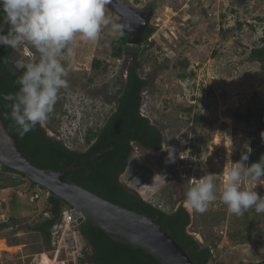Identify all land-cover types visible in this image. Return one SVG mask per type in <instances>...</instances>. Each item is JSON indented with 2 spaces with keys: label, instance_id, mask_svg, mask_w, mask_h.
Masks as SVG:
<instances>
[{
  "label": "rangeland",
  "instance_id": "1",
  "mask_svg": "<svg viewBox=\"0 0 264 264\" xmlns=\"http://www.w3.org/2000/svg\"><path fill=\"white\" fill-rule=\"evenodd\" d=\"M121 1L135 11H150L146 26L155 29L148 39L153 46L127 44L116 58L113 48L126 33L117 36L108 25L95 42L77 35L71 45L74 56L62 61L69 86L60 90L52 113L39 127L47 137L85 153L84 135L105 123L135 55L137 73L147 82L141 95V113L159 129L162 144L175 149L174 162L165 173L150 152L133 147L119 182L158 209H184L190 217L187 234L201 245H216L214 250L209 247L215 255L214 264L264 261V243L238 244L227 238L230 212L219 198L226 171L247 154L249 141L259 138L255 127L236 121L234 113L264 108V70L250 56L253 41L264 29V0ZM119 11L112 2L106 5L110 21L120 23ZM27 52V48L19 50L25 59ZM31 52L37 55L34 49ZM15 57L19 58L18 53ZM94 62H99L96 69ZM214 71L222 77H215ZM194 115L206 119L207 124L192 122ZM223 134L232 138L231 146ZM192 145L199 149L198 155L192 154ZM135 157L149 171L144 183L131 184L126 178ZM209 173L216 175L217 199L206 212L198 213L186 206L185 192L191 186L190 179ZM0 185L6 186L0 189V264H79L85 259L87 247L77 223L64 237L57 220L50 229L49 249L34 230L48 217L43 212L47 191L30 187L25 179L1 169ZM240 187L264 196V178L255 182L243 178ZM259 230L264 242V214ZM256 232L259 242L260 232Z\"/></svg>",
  "mask_w": 264,
  "mask_h": 264
},
{
  "label": "trees",
  "instance_id": "2",
  "mask_svg": "<svg viewBox=\"0 0 264 264\" xmlns=\"http://www.w3.org/2000/svg\"><path fill=\"white\" fill-rule=\"evenodd\" d=\"M2 19L3 13L0 12V22ZM8 29L9 27L1 34H7ZM154 30L152 26L147 27L139 45L153 46V42H149L148 39ZM119 39V46L114 47L112 52L116 58L121 57L122 48L127 46V35H122ZM12 51L11 48L0 45V94L18 91L19 86L16 84V79L22 74V70L9 61ZM250 54L252 59L262 65L264 70V29L253 41ZM135 59L136 56L134 55L133 63L127 69L126 79L117 91V108L114 113L109 116L102 127L97 130L88 129L84 135V142L88 147L86 150L88 156L67 148L62 142L47 137L39 125L21 137L17 126L10 118V102L3 99H0V117L7 130L15 135L19 149L36 167L57 172L68 168L82 156V159L76 164V169L69 172L65 177V182L76 184L110 203L147 216L161 226L184 250H191L189 257L194 264H208L209 262L214 264L216 259L210 248L214 250L216 245L213 243L210 246L201 245L191 235L187 234L186 227L190 217L184 209L178 207L169 212L158 209L143 201L142 198L128 193L119 182V175L124 171L133 147L145 151H157L160 149L163 140L159 129L153 126L149 119L141 113V95L147 86V82L139 77L137 73L139 64L136 63ZM98 66L99 62H94V68L96 69ZM215 70L225 72L224 68ZM212 74L217 78L222 77L216 71ZM190 110L191 108L188 109V111ZM234 118L238 122L251 124L255 127L259 138H253L249 141L248 147L252 151L248 154L249 158L245 165L250 166L252 163L259 162L264 156V136H262L264 134V108L247 109L243 114L236 112ZM192 122L201 126L207 124L206 119L198 115L192 117ZM112 147H114L113 150L99 156L94 161L96 162L95 165L93 164L91 158L96 153ZM192 149V154H199L197 147L192 145ZM0 169L25 179L30 187H38L46 191L20 173L1 165ZM5 187L0 185V189ZM65 206L68 207L65 202L50 193L48 194L43 209L48 217L34 227V230L42 236L46 249L50 247V229L57 223L60 211ZM262 215L257 214L254 208L247 210L242 216L230 213V223L226 229L227 238L238 244L264 243L263 234L259 230ZM4 224L2 228H5L6 225ZM76 229L87 247L85 259H80L79 264L86 262L88 264H160L154 257L141 249L113 241L87 220L76 225ZM256 230V233L260 232L257 237L259 242L255 240L256 234L253 233ZM13 242L16 243L15 240ZM256 264H264V261Z\"/></svg>",
  "mask_w": 264,
  "mask_h": 264
},
{
  "label": "clouds",
  "instance_id": "3",
  "mask_svg": "<svg viewBox=\"0 0 264 264\" xmlns=\"http://www.w3.org/2000/svg\"><path fill=\"white\" fill-rule=\"evenodd\" d=\"M108 3L109 0H0L3 21L10 26L7 34H0V45L14 51L27 48V55L32 57L15 61L16 67L22 70L16 79L18 91L0 94V99L10 102V118L21 137L48 120L60 90L69 86L68 71L62 61H70L74 56L71 45L77 35L95 42L102 28L108 25L117 36L124 33L126 25L107 17ZM0 33H3L2 24ZM31 49L38 55H33ZM223 136L231 146L232 138L227 134ZM161 148L168 153L167 162L173 163L175 149L167 144H162ZM251 151L247 147V154L231 164L219 193L228 211L236 216H242L251 208L257 214H264V196L240 187L243 178L252 182L264 178V156L250 166L244 163ZM215 179L216 175L211 173L190 179L191 186L185 192L186 206L198 213L206 212L209 204L217 199Z\"/></svg>",
  "mask_w": 264,
  "mask_h": 264
},
{
  "label": "water",
  "instance_id": "4",
  "mask_svg": "<svg viewBox=\"0 0 264 264\" xmlns=\"http://www.w3.org/2000/svg\"><path fill=\"white\" fill-rule=\"evenodd\" d=\"M110 2L121 9L118 14L121 17L120 23L127 26L124 29V33L127 35V44L138 46L147 27L150 11H135L121 0H109L107 7L110 6ZM0 24L3 25V31L10 27L4 23L3 19ZM16 51H12L9 59L15 67L14 53ZM113 148L96 153L92 161L94 162L99 156L113 150ZM149 152L153 161L165 173L168 172V153L162 148L158 151ZM86 155L88 156V154ZM81 159L82 156L68 168L57 172L36 167L19 149L15 135L7 130L0 117V165L24 175L31 182L45 189L48 194L50 193L65 202L71 208V214L77 224L87 220L94 227L102 230L113 241L128 244L135 249H141L146 254L154 257L160 264H194L189 257L191 250H184L154 220L110 203L76 184L65 182L64 179L67 174L76 169V164ZM135 159L139 162L137 169H145L142 171L145 176L138 177L140 181L138 183H144L149 171L144 167L143 161L138 157H135ZM93 164L95 165V163ZM131 167L132 162L127 172ZM134 173L135 170L132 171V177L135 175ZM130 176L126 177L127 180L130 179ZM124 188L128 193L136 195L130 189Z\"/></svg>",
  "mask_w": 264,
  "mask_h": 264
},
{
  "label": "built area",
  "instance_id": "5",
  "mask_svg": "<svg viewBox=\"0 0 264 264\" xmlns=\"http://www.w3.org/2000/svg\"><path fill=\"white\" fill-rule=\"evenodd\" d=\"M76 225V222L73 219V216L71 214V210L69 208H64L61 211V220L59 221V229L63 230V236L66 237V232L69 229V227H73ZM223 232H221L222 234ZM211 253H213V250H211ZM63 264V263H61Z\"/></svg>",
  "mask_w": 264,
  "mask_h": 264
},
{
  "label": "bare ground",
  "instance_id": "6",
  "mask_svg": "<svg viewBox=\"0 0 264 264\" xmlns=\"http://www.w3.org/2000/svg\"><path fill=\"white\" fill-rule=\"evenodd\" d=\"M93 158V157H92ZM131 161H132V167H131V169L129 170V172H127V175L126 176H129V175H131L130 176V183L132 184V183H137L138 182V178L137 177H135L136 178V180L135 179H132V171L133 170H137V168H138V166H139V162L135 159V160H133V159H131ZM128 169H129V167H128ZM144 169H140V170H137V172H135L134 174L135 175H140V176H142V177H144L145 175H143V173H141L142 171H143ZM66 208H69L70 210H71V208L68 206V207H66ZM61 220V214H59V216H58V221H60ZM79 225V224H78ZM211 251V250H210ZM47 262V261H46Z\"/></svg>",
  "mask_w": 264,
  "mask_h": 264
},
{
  "label": "flooded vegetation",
  "instance_id": "7",
  "mask_svg": "<svg viewBox=\"0 0 264 264\" xmlns=\"http://www.w3.org/2000/svg\"><path fill=\"white\" fill-rule=\"evenodd\" d=\"M20 50V49H19ZM19 50H17L15 53H14V58L17 60L18 58H16L15 56H16V54L18 53V55H19V58H24L25 59V55H20L19 54ZM21 56V57H20ZM26 57H27V59H29V55H26ZM116 108H117V102H116V100H115V104H114V106L112 107V109H111V111H110V113L108 114V116H107V118H106V121L108 120V118H109V116L112 114V113H114V111L116 110ZM106 121H105V123H106ZM104 123V124H105ZM103 126V125H102ZM101 126V127H102ZM162 145V144H161ZM161 145H160V148H161ZM149 151H151V150H148V152ZM83 154H87L86 152L85 153H83ZM91 160H92V158H91ZM96 160V159H95ZM94 163H96V162H94ZM129 167V166H128ZM128 169V168H127Z\"/></svg>",
  "mask_w": 264,
  "mask_h": 264
}]
</instances>
